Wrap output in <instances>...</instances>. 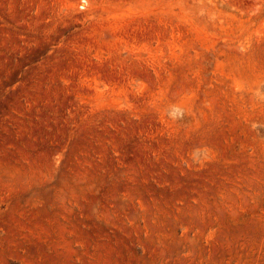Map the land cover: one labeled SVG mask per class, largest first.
<instances>
[{
	"label": "rangeland",
	"instance_id": "rangeland-1",
	"mask_svg": "<svg viewBox=\"0 0 264 264\" xmlns=\"http://www.w3.org/2000/svg\"><path fill=\"white\" fill-rule=\"evenodd\" d=\"M0 264H264V0H0Z\"/></svg>",
	"mask_w": 264,
	"mask_h": 264
}]
</instances>
